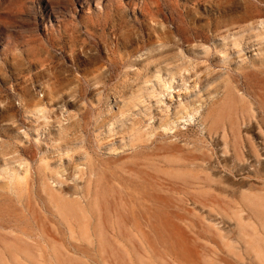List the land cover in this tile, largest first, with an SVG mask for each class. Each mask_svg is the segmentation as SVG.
Returning a JSON list of instances; mask_svg holds the SVG:
<instances>
[{
	"label": "rangeland",
	"instance_id": "1",
	"mask_svg": "<svg viewBox=\"0 0 264 264\" xmlns=\"http://www.w3.org/2000/svg\"><path fill=\"white\" fill-rule=\"evenodd\" d=\"M263 25L264 0H0V264H264Z\"/></svg>",
	"mask_w": 264,
	"mask_h": 264
},
{
	"label": "bare ground",
	"instance_id": "2",
	"mask_svg": "<svg viewBox=\"0 0 264 264\" xmlns=\"http://www.w3.org/2000/svg\"><path fill=\"white\" fill-rule=\"evenodd\" d=\"M255 54L258 57L257 59L259 61L264 62V50H262L261 52L257 51ZM233 89H234V91H233L234 94L238 98V101H239L238 103L240 104V108H241V112H242L241 114L243 115V117H246V115H251L250 114V112H251L250 101L248 100V98H246L244 95L239 94L237 91H235V85L234 84L232 86L228 85V87H227L228 91H232ZM207 118H208V116H207ZM234 123H235L234 119H231L229 121V126H230L229 128L230 129L232 128L231 132L233 134H236V132H238V129ZM233 128H235V129H233ZM213 130H214V125H213V123H211L209 126V131L212 132ZM236 150L238 152L239 149H236ZM91 170H92V164L90 165V171ZM39 173H40L39 177L42 178L44 181H46V178H47L46 173H44L43 170L39 171ZM6 184L7 185L10 184V182L6 183ZM25 190H26L25 192H23L21 190L20 191L22 193L21 198H25L26 207L30 206L29 201H30L31 196H33V199L35 200V207L34 208H36L34 210L37 212V218H39V216H44L45 212H47L49 210V208L45 204H43L44 206L41 205V203H44L43 202V199H44L43 191L41 189L38 190V189L34 188L32 181L27 182V187ZM43 190H45V192L48 194V197H50V200L53 203V205L57 208V210L60 212V214L63 215L65 218H69L74 211L80 210L83 207V204L79 200L74 202V201L70 200L69 198L65 197L64 196V188L59 189V190H57L59 192H56L54 190V188L47 185L43 188Z\"/></svg>",
	"mask_w": 264,
	"mask_h": 264
}]
</instances>
